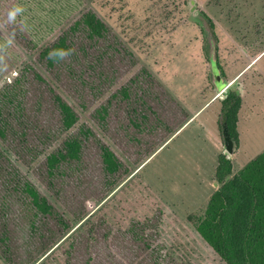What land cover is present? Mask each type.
I'll return each mask as SVG.
<instances>
[{
	"label": "rangeland",
	"instance_id": "obj_1",
	"mask_svg": "<svg viewBox=\"0 0 264 264\" xmlns=\"http://www.w3.org/2000/svg\"><path fill=\"white\" fill-rule=\"evenodd\" d=\"M189 1L0 0V95L17 79L16 99L2 108L9 129L5 138L0 137V233L6 224L12 264H82L87 246L76 247L69 259L63 257V250L123 185L138 176L117 148L121 142L129 146L125 139L129 137L131 143L135 137L136 131L127 125L129 118L143 120L141 135H155L166 129L177 106L191 116L187 105L216 98L221 106L224 91L230 89L242 94L240 138L229 156L232 172L264 151V54L260 56L264 0H194L196 11L215 25L216 64L226 86L221 92L212 82L203 29L194 21ZM16 6L24 11L12 24L7 13ZM87 12L105 25L103 39L91 40L81 28L70 30ZM61 37L67 39L72 54L49 66L39 54ZM238 65L246 72L232 82L228 78ZM54 96L78 117L69 131L61 129ZM217 102L202 116L206 131L191 126L142 170L140 175L150 186L169 191L178 160L211 149L214 123L210 118ZM102 109L107 110L105 120ZM87 131V136L82 135ZM70 137L83 145L81 162L73 166L65 162L60 172L49 175L46 158L61 150ZM144 139L145 144L152 142ZM221 141H217L219 150ZM101 146L114 151L129 173L114 188L99 165ZM154 177L158 181L153 182ZM26 183L54 210L47 226L38 225L40 233L28 226L31 206L21 191ZM169 194L164 192L165 197ZM204 207L189 214L199 217ZM188 211L180 209L178 214ZM3 248L0 240V251ZM0 264L8 263L0 256Z\"/></svg>",
	"mask_w": 264,
	"mask_h": 264
},
{
	"label": "trees",
	"instance_id": "obj_2",
	"mask_svg": "<svg viewBox=\"0 0 264 264\" xmlns=\"http://www.w3.org/2000/svg\"><path fill=\"white\" fill-rule=\"evenodd\" d=\"M200 15L207 22L217 44L214 23L205 14ZM196 23L200 25L198 21ZM79 28L95 41L103 39L107 31L105 25L91 12L83 14L70 30ZM69 49L67 39L61 37L39 55L46 60L47 65L54 66L62 60L61 50ZM35 77L41 80L39 75ZM15 80L10 86L7 84L0 95L2 138L6 137L9 129L2 108L16 99ZM151 81L154 83L155 80L151 77ZM123 95L128 97L125 91ZM53 99L59 112L61 129L71 130L78 121L76 113L60 97L54 96ZM240 107V95L237 91L229 90L221 101L217 120L220 135L226 129L235 145L238 144ZM102 112L105 120L107 110L102 109ZM172 113L174 116L166 122V129L159 130L155 135H141L143 120L129 118L127 125L134 128L135 137L131 138V143L129 137L125 139L129 146L125 147L121 142L117 148L133 167L138 169L161 143L167 141L190 118L188 112L178 106ZM87 133L82 135L87 136ZM144 137L150 138L152 142L145 144ZM82 146L76 137L66 139L61 150L46 158L48 174L60 172L65 162L71 166L79 164L83 156ZM100 154L99 165L105 176L111 179L110 184L114 188L129 173L123 168L124 164L119 162L116 153L108 147L101 146ZM217 161L215 182L218 188L210 196L201 216L189 215L183 220L142 177L134 176L91 217L82 231L71 240L68 250H63V257L65 255L69 259L76 247L87 246L82 264H264V151L235 174L232 172L231 160L224 154H220ZM21 191L31 206L28 226L31 224L34 227L32 231L40 233L42 230L38 225L41 222L48 225L54 214L53 207L32 185L23 184ZM2 229L0 240L4 248L0 256L12 264L7 245V225H2Z\"/></svg>",
	"mask_w": 264,
	"mask_h": 264
},
{
	"label": "crops",
	"instance_id": "obj_3",
	"mask_svg": "<svg viewBox=\"0 0 264 264\" xmlns=\"http://www.w3.org/2000/svg\"><path fill=\"white\" fill-rule=\"evenodd\" d=\"M264 54L261 52L260 56ZM263 56V55H262ZM257 62V60H256ZM254 64V63H253ZM249 65V66H248ZM248 68H252V65L247 64ZM245 66V67H247ZM241 68L240 65L232 71V75L228 78L232 82H236L240 76H242L246 69ZM230 90V89H229ZM221 92V91H220ZM242 99V94H241ZM218 99H210L204 102L202 105H194V106H188L187 108L189 112L191 113V116L189 120L182 125L179 130L173 134L166 143L157 150L148 160H146L136 171L135 173L138 174L140 177V173L142 170L146 168V166L151 162L152 158L156 156L160 151H162L170 141L178 138L182 133H184L187 129H189L191 126H194L195 124L199 129H201V132L206 131V119L202 120V116L204 112L209 109V107L217 102ZM218 103V107L213 112V116L211 119L212 123H214V129L212 130V146L209 148H202L199 150V155L192 154L193 156L181 158L178 160V163H176V170L177 173L175 175H172V179L169 180V191L163 190L161 186H156L155 184H151L150 187L166 202L177 214L180 209H186L189 210L187 214L184 216H178L182 219H185L187 216L192 215L189 214L191 211L200 209L204 207L210 196L217 190L218 185L215 182V172L217 168V160L218 156L220 154H223L221 140L222 137L219 133L218 126H217V120L220 113V102ZM187 104V103H186ZM241 109V108H240ZM241 110H239L238 113V121H237V133L239 132V117H240ZM209 123V119H208ZM210 132H208L209 134ZM207 134V135H208ZM211 134V133H210ZM239 134V133H238ZM240 138V134L238 136ZM217 141L220 142L221 150L217 148ZM223 143V142H222ZM232 158V157H231ZM229 158V160L232 159ZM183 171V172H182ZM235 174V173H233ZM156 177L153 178V182ZM208 181V188L205 190L203 184H207ZM190 187V189H187ZM164 192H170L168 197H165Z\"/></svg>",
	"mask_w": 264,
	"mask_h": 264
},
{
	"label": "water",
	"instance_id": "obj_4",
	"mask_svg": "<svg viewBox=\"0 0 264 264\" xmlns=\"http://www.w3.org/2000/svg\"><path fill=\"white\" fill-rule=\"evenodd\" d=\"M189 11L190 13H192L193 19L198 21L203 29V35L205 37L206 48H208V51H206V54H207L206 56H207L208 61L211 64V70H212L211 79L217 91H221L226 86L218 73V68L216 64L217 63L216 62V42H215L214 36L207 22L200 15V12L196 11V3L194 0L189 1ZM228 92L229 90L226 89L224 91V96H226ZM222 139H223V145H224V150H225L224 155H226L227 159H229V156H231L234 152L235 143L230 138L226 129L222 131Z\"/></svg>",
	"mask_w": 264,
	"mask_h": 264
},
{
	"label": "clouds",
	"instance_id": "obj_5",
	"mask_svg": "<svg viewBox=\"0 0 264 264\" xmlns=\"http://www.w3.org/2000/svg\"><path fill=\"white\" fill-rule=\"evenodd\" d=\"M23 11H24V9L21 6H16V7L10 9L7 13V21L9 23L14 24L17 20V17L20 16L23 13ZM61 51L63 52V57H67V56H70L72 54L71 49L61 50ZM0 59H2V58H0Z\"/></svg>",
	"mask_w": 264,
	"mask_h": 264
}]
</instances>
